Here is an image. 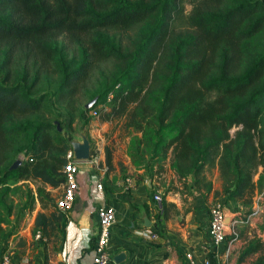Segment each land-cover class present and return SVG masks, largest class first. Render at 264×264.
<instances>
[{"label": "trees", "instance_id": "1", "mask_svg": "<svg viewBox=\"0 0 264 264\" xmlns=\"http://www.w3.org/2000/svg\"><path fill=\"white\" fill-rule=\"evenodd\" d=\"M187 1L192 10L177 30ZM113 28L127 31V40H110ZM56 33L76 41L90 36L80 63L48 44ZM19 52L33 65H18ZM56 56L60 80L39 86L42 64H34ZM101 61H113L116 70L92 110L103 121L125 119L138 178L153 179L169 161L184 186L193 176L200 191L224 197L229 206L242 201L250 214L256 189L264 186V0H0V189L28 179L43 183L26 190L18 221L39 203L33 233L41 231L46 244L61 249L70 217L47 186L65 184L72 139L59 127L70 126L72 117L59 124L64 114L57 107L65 102L71 113L82 82ZM106 150L109 171L113 154ZM21 154L26 160L11 168ZM6 159L11 165L4 166ZM216 168L219 190L208 175ZM162 204L166 220L167 201ZM0 206L6 210L0 225L10 224L12 206L3 199ZM153 231L162 235L163 226ZM256 251L262 254L252 264H264L262 238L251 240L239 262Z\"/></svg>", "mask_w": 264, "mask_h": 264}, {"label": "crops", "instance_id": "2", "mask_svg": "<svg viewBox=\"0 0 264 264\" xmlns=\"http://www.w3.org/2000/svg\"><path fill=\"white\" fill-rule=\"evenodd\" d=\"M128 165L133 166L135 172L142 173V170H137L131 163ZM115 166L116 164L108 172L102 168H98L100 171L97 172L92 171L93 166L89 162L80 164L78 174L80 189L70 212L65 243L57 255L58 260H49L50 263L94 264L95 253L93 248L89 247V240L97 232L98 210L103 206L112 207L116 215V223L111 228L110 243L114 264H118L115 262V257L118 255H124V258L119 262L121 264H202L209 254L216 251L208 233V204L214 195L213 192L200 191L193 185V176L188 178L190 181L188 186L193 193L192 197L183 201L179 197L181 196L180 191L168 192L166 195L168 202L177 205L182 211L185 221L180 223L168 216L165 223L163 221V234L154 237L151 232L156 226L154 223L155 202L150 196V189L153 190L156 185L160 184L158 176L153 179L147 177L142 179L137 175L129 174L131 170L123 175L120 168L117 169ZM214 171V178L210 176L209 172L208 175L212 180H220L214 187V190H219L222 183L221 178L218 169L216 168ZM170 175V180H173V184L178 186L180 182L172 169ZM101 181L103 183L102 190L97 188V184ZM221 199L225 200L224 197ZM170 203L167 205L168 208L173 205ZM225 204L226 208L230 210L228 203L225 202ZM254 207H256V203ZM145 218L151 221L149 227L145 225ZM259 219L261 221V218ZM257 221V218H253L248 224H240L241 241L237 242L236 262H238L241 250L243 251L255 237L253 232L258 231L257 237H262L264 240V233H262L264 231L257 229ZM225 242L219 249L221 254L226 252L224 250L230 253L231 247L227 249ZM44 247L42 240H36L34 244L25 247L24 251H13L15 264H45ZM189 253L193 257L192 260L187 257ZM228 254L224 253L223 257ZM261 254V251H256L239 264H252Z\"/></svg>", "mask_w": 264, "mask_h": 264}, {"label": "rangeland", "instance_id": "3", "mask_svg": "<svg viewBox=\"0 0 264 264\" xmlns=\"http://www.w3.org/2000/svg\"><path fill=\"white\" fill-rule=\"evenodd\" d=\"M193 5L187 1L186 3V11L185 15L182 17L181 20L177 22V30H183L186 27V15H188L192 10ZM110 40L115 42H120L121 39L127 40L126 34L127 31H123L122 29H109L106 33ZM90 36L84 35L79 37V41L74 40L70 35L64 33V34H58L56 33L54 37L48 38V44L50 46H57L58 52L59 48L62 50V54L65 56V59L67 61L73 60L75 65L81 62V59L83 57V50L88 44V38ZM94 37V36H92ZM90 52V51H89ZM20 53V57L22 58L21 61H19L17 64H25L26 62H29L28 65H33V60L26 61L24 59V55L22 52ZM42 57L38 58L37 65L34 64V68H38L39 65L42 64V72H41V81L39 86H46L50 85L51 87L56 86L57 82L60 80L59 74L55 71V62L58 59V56H56L54 59L47 60V59H41ZM116 70V66L113 61H101L98 62L96 65H94V68L91 70L90 74L88 75L87 79L82 82L81 87L73 99L72 102H74V109L73 104L71 107L69 106V109L71 110V113H68V111L65 109V102L63 104H58V111L63 113V117L60 119H56L54 115H46V119L50 120H57L56 122L59 123V120L63 121V123H68L69 116L72 117V122L70 126L67 127L66 124L60 125L62 128V134L66 137H70L71 139H78L82 140L81 133L87 134L88 138L91 141L92 144V153L98 152V154H102V159L100 164L94 163L92 165L93 170L99 172L100 170L98 168H102L104 165H106L105 157H106V149L109 147L112 150L113 154V166L116 164L115 168H120L121 173L124 175L125 172L128 170H131L129 174L131 175H137L138 173L134 171L133 166H129L128 164H132L131 158L128 154V146L130 143V139L132 137L131 131L125 127V119L124 118H117L112 121H103L102 115H94V111L91 109H86L85 106L87 103H89L91 100H93L95 97H99L101 93L104 91V89L111 84L112 75L113 72ZM103 106V105H102ZM99 106L98 108H100ZM74 115L72 116V114ZM69 114V116H68ZM60 124V123H59ZM19 142L21 139L18 140ZM16 144V146H18ZM22 159L23 161L26 160V157L24 155H20L16 157V160ZM15 160V161H16ZM129 162V163H128ZM11 165V162L6 159L4 166ZM133 165V164H132ZM108 167V166H107ZM165 170L158 176V180L160 184L156 185V188L153 189V194L159 193L162 195L163 200L165 199L167 201V205L170 203L167 199V194L170 191H180L179 196L183 201L185 199L187 200L189 197H192L193 193L190 190L189 186H184L180 181V184L177 186L173 184V180H170V162L168 161L165 166ZM110 171V170H109ZM261 171V169H260ZM108 172V169L107 171ZM106 174V173H105ZM210 176L214 178L215 171L214 169L209 172ZM154 176V177H155ZM259 174L255 176V179H258ZM126 177V176H125ZM149 178V177H147ZM106 180V179H105ZM214 183V187L216 186V183H218L220 180H212ZM38 185H43L41 180L38 179H28V180H22L17 183L11 182L9 185L8 192H4L3 189H0V199H3L7 203V205L12 206L13 214L9 215L8 218L11 220L10 224L4 223L0 225V258L4 251H11V252H17V251H24L25 247L27 248L28 245L34 244V233L33 228L35 225V218L37 211L40 210L39 203L36 204V208L34 211L30 212L29 210H26L23 214V217L20 221H18L17 216L15 215L16 210H19L22 206H24L27 203L26 198V190L28 187L30 188H36ZM47 186V185H45ZM54 195L60 196L63 193L64 186L58 187V188H52L50 186H47ZM164 188V189H163ZM214 194V192H213ZM173 195V194H171ZM223 197L215 196L213 195L211 198V201L209 202V206L212 201L215 199H220ZM153 202L154 198L152 199ZM254 203H256L258 213L256 216H254V219H258L257 223V229L260 231H264V186L259 187L256 189V192L254 194ZM238 205L230 206V212L234 214L235 217L240 216L241 218H244V212L248 209L246 205L242 203V201L238 202ZM170 208H168L169 217L171 216L176 221H179L182 223L185 221V217L182 216V211L177 207V205L173 202H171ZM232 210V211H231ZM155 218L157 217L158 212V205L155 204ZM0 212L1 214L6 213V210L0 206ZM239 212V213H236ZM238 215V216H237ZM261 218V221H259ZM158 219V217H157ZM231 219V218H230ZM231 222V221H230ZM229 222V223H230ZM165 223V220H164ZM14 232L11 234V232ZM164 231V229H163ZM264 233V232H262ZM160 235V234H159ZM253 235L255 237L252 239H258V231L253 232ZM262 238V237H261ZM31 241V242H29ZM241 241V234L240 238L231 243V237L228 235V239L225 242L226 248L230 246V253L228 254L226 261L228 264H239V258L238 262L237 260V242ZM44 242V254H45V264H49V260L57 261V255L61 250L63 249L64 243L62 244L61 249H55L52 247V245L46 244V241ZM31 243V244H30ZM226 251V250H224ZM242 252V250H241ZM225 252L222 253V256ZM43 254V256H44ZM241 253L239 254L240 257ZM47 258V259H46ZM221 259H225V256ZM52 264V263H50Z\"/></svg>", "mask_w": 264, "mask_h": 264}, {"label": "built area", "instance_id": "4", "mask_svg": "<svg viewBox=\"0 0 264 264\" xmlns=\"http://www.w3.org/2000/svg\"><path fill=\"white\" fill-rule=\"evenodd\" d=\"M94 115H98L97 110H95ZM67 158V165L64 169V178H65V184H64V190L63 193L57 198L56 205L59 210L70 216V212L74 207L76 196L78 194V191L80 189V185L78 182V174L80 171V164L76 159L75 152L73 150V147L67 152L66 154ZM102 159V154H98V152L92 153L91 149V157L89 159V163L94 165L100 164ZM85 163V162H84ZM103 170L107 171L108 167L107 165H104L102 167ZM97 188L102 190L103 189V183L102 181L97 184ZM154 201L155 204L158 205V212L157 217L155 218V225L159 228L163 226L162 220V212H163V197L159 193L154 194ZM225 208L226 204L223 199H215L211 202L208 214H209V237L211 239L212 246L216 248V251L214 252L215 259L212 260L209 257H206V259L203 261L202 264H228L226 261L227 256L225 259H221V253L219 252V249L221 248L224 241L228 239V235L231 237V243L237 241L240 238V224H248L252 221L254 216L258 213L257 206H253V210L250 214L245 216L244 218H241L240 216L235 217L232 219L230 223H226L225 220ZM99 220H98V229L96 234L94 235L96 237L95 244L93 246V251L95 253L94 257V264H114V258L110 251V243H111V228L116 223V215L115 211L112 207L103 206L99 210ZM151 234L154 237H157V233L152 231ZM93 236V237H94ZM34 239L36 240H42L46 241V238H43L41 231H37L34 235ZM92 237L90 238L91 242ZM89 243V247H91ZM230 247V246H229ZM228 247V248H229ZM226 255L229 253L226 250ZM187 257L189 259H193L191 253L187 254ZM0 264H15L13 252L11 251H4L0 258ZM121 264V263H118ZM130 264H138V263H130Z\"/></svg>", "mask_w": 264, "mask_h": 264}, {"label": "water", "instance_id": "5", "mask_svg": "<svg viewBox=\"0 0 264 264\" xmlns=\"http://www.w3.org/2000/svg\"><path fill=\"white\" fill-rule=\"evenodd\" d=\"M97 99H98V96L95 97L93 100H91L89 103H87L85 108L89 110L93 109V107L95 106L97 102ZM59 129L60 131L62 130L61 127H59ZM81 137H82V140L72 139L71 144L75 152L76 159L79 162L84 163V162L89 161L91 157L92 144L87 134H85L84 132L81 133ZM21 162H22L21 159L16 160L14 164L11 166V168H16L19 164H21ZM233 218H234V214H232L228 208H225L226 223H229L230 221H232ZM145 225L148 227L151 225V221L148 220V218H145ZM123 258H124V255H118L115 257V262L119 263Z\"/></svg>", "mask_w": 264, "mask_h": 264}]
</instances>
